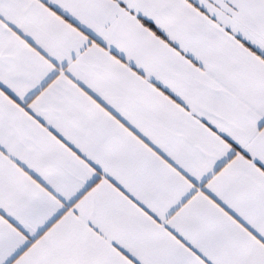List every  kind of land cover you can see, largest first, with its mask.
Segmentation results:
<instances>
[{"label": "snow or ice", "instance_id": "obj_1", "mask_svg": "<svg viewBox=\"0 0 264 264\" xmlns=\"http://www.w3.org/2000/svg\"><path fill=\"white\" fill-rule=\"evenodd\" d=\"M0 264H264V0H0Z\"/></svg>", "mask_w": 264, "mask_h": 264}]
</instances>
